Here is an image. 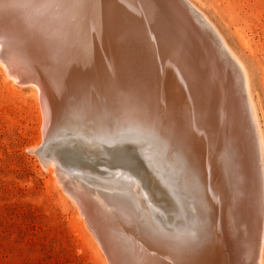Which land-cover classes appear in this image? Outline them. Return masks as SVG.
Here are the masks:
<instances>
[{
  "label": "bare ground",
  "instance_id": "6f19581e",
  "mask_svg": "<svg viewBox=\"0 0 264 264\" xmlns=\"http://www.w3.org/2000/svg\"><path fill=\"white\" fill-rule=\"evenodd\" d=\"M116 3L0 0V65L35 98L42 145L67 147L41 151L61 192L104 264H262L264 142L247 82L245 95L189 23ZM97 117L103 141L79 125ZM150 136L154 150L132 154ZM74 144L104 170L82 166Z\"/></svg>",
  "mask_w": 264,
  "mask_h": 264
},
{
  "label": "rangeland",
  "instance_id": "374dc122",
  "mask_svg": "<svg viewBox=\"0 0 264 264\" xmlns=\"http://www.w3.org/2000/svg\"><path fill=\"white\" fill-rule=\"evenodd\" d=\"M182 1L194 15L204 36L213 44L216 57L233 75L238 90L245 95L247 82L246 87L256 108L260 139L263 138L261 141L264 142V0ZM222 44H226L225 48ZM10 80L0 65V264H104L103 254L82 225L75 204L59 188L62 176L57 165L53 160L50 162V155H44L53 147H67L61 140L56 145L54 137L42 145L41 114L37 102L29 88L15 85L12 88ZM98 119L89 122L80 118L85 124L79 125L93 135L100 134L103 141L107 132L100 125L93 124ZM76 125L69 123L67 127L77 132ZM66 134L59 138L63 139ZM150 137L146 142L140 139L129 141L132 154L139 149L144 151V148L154 150L155 139ZM83 140L87 138L78 135L77 141ZM118 145L125 146L114 143L106 148ZM262 145L264 147V143ZM78 147L81 146L74 144V151L77 152ZM41 151H45L44 154ZM77 154L82 166L89 167L91 163L95 169L104 170L100 155ZM259 159L260 156L258 161H261ZM106 164L115 166L120 163ZM258 164L262 177V163ZM54 167L58 172L51 174ZM261 181L263 184L264 177Z\"/></svg>",
  "mask_w": 264,
  "mask_h": 264
},
{
  "label": "water",
  "instance_id": "95a60500",
  "mask_svg": "<svg viewBox=\"0 0 264 264\" xmlns=\"http://www.w3.org/2000/svg\"><path fill=\"white\" fill-rule=\"evenodd\" d=\"M119 6H123L124 9L130 8L127 3L132 5L130 8L131 16H134L135 19H144L143 11L141 5L149 7L152 9L154 14L158 16H167L173 18L178 22H187L194 28L195 33L203 37L204 33L198 23L192 18L193 16L189 13L187 6L183 3L182 0H115ZM130 5V6H131ZM147 15L150 12H146ZM185 32L187 31L184 29ZM189 35V31L186 32ZM190 36V35H189ZM191 37V36H190ZM195 38V37H193ZM197 41V39L195 38ZM198 43V41H197Z\"/></svg>",
  "mask_w": 264,
  "mask_h": 264
}]
</instances>
